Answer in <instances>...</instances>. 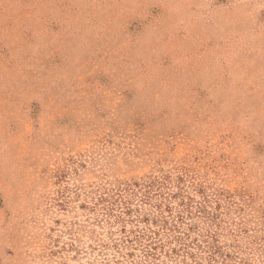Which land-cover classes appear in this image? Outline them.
<instances>
[{"label": "rangeland", "instance_id": "obj_1", "mask_svg": "<svg viewBox=\"0 0 264 264\" xmlns=\"http://www.w3.org/2000/svg\"><path fill=\"white\" fill-rule=\"evenodd\" d=\"M0 264H264V0H0Z\"/></svg>", "mask_w": 264, "mask_h": 264}]
</instances>
